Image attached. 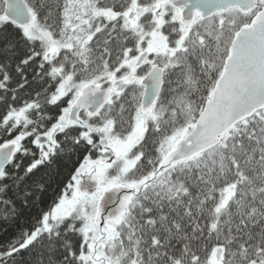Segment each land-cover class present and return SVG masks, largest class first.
Wrapping results in <instances>:
<instances>
[{"label": "snow or ice", "instance_id": "snow-or-ice-1", "mask_svg": "<svg viewBox=\"0 0 264 264\" xmlns=\"http://www.w3.org/2000/svg\"><path fill=\"white\" fill-rule=\"evenodd\" d=\"M0 264H264V0H0Z\"/></svg>", "mask_w": 264, "mask_h": 264}, {"label": "trees", "instance_id": "trees-1", "mask_svg": "<svg viewBox=\"0 0 264 264\" xmlns=\"http://www.w3.org/2000/svg\"><path fill=\"white\" fill-rule=\"evenodd\" d=\"M60 179H63V176ZM53 188H56V185H53ZM54 195H55V192L52 191V189H50L48 194L45 197V203L50 202ZM35 212H36V210H33V214H35ZM29 222H31V221H29ZM9 231L11 232L12 230L10 229Z\"/></svg>", "mask_w": 264, "mask_h": 264}]
</instances>
